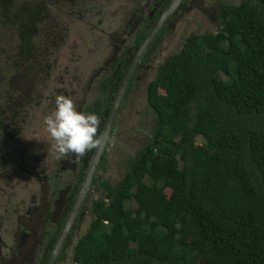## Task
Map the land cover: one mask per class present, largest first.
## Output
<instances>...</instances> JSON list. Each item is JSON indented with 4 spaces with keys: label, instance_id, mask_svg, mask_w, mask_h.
<instances>
[{
    "label": "trees",
    "instance_id": "1",
    "mask_svg": "<svg viewBox=\"0 0 264 264\" xmlns=\"http://www.w3.org/2000/svg\"><path fill=\"white\" fill-rule=\"evenodd\" d=\"M223 4L215 33L187 37L154 68L146 141L115 185L95 176L92 221L71 264H264V0ZM1 6L9 17L11 4ZM39 10L14 13L29 34L23 57ZM103 95L85 109L101 121L112 93Z\"/></svg>",
    "mask_w": 264,
    "mask_h": 264
},
{
    "label": "rangeland",
    "instance_id": "2",
    "mask_svg": "<svg viewBox=\"0 0 264 264\" xmlns=\"http://www.w3.org/2000/svg\"><path fill=\"white\" fill-rule=\"evenodd\" d=\"M240 1L193 0L188 14L189 24L184 27L179 25L177 34H168L155 49L151 69L140 72L142 77L135 81L127 99L121 104L111 138L102 154L100 175L109 185L118 182L125 161L146 141L151 121L143 115L146 108L145 88L157 63L171 52L178 51L188 35L216 32L215 13L213 10L211 12L216 3L237 5ZM98 2L102 0H71V5H64L60 10L56 7L55 0H0V145L7 146L2 161L9 153V161L12 163L6 168L2 161L0 163V188H3L4 183H9L21 193L18 182L21 184L27 180L20 178L25 177L20 168H31L34 172L41 173L42 177L46 176L50 182L47 171L51 168L48 163L52 159L54 161L55 156L51 150L53 141L46 131L44 119L52 113L50 110L54 111L56 108V90L61 95L65 91V96L77 94L76 97H70L79 102V109L91 105L100 96L98 85L102 77L109 73V65L102 64L110 56L109 41L104 34L110 35L118 24L114 21L115 18L110 19L108 15L86 19V11L92 6L94 11L106 12L105 9L101 10ZM141 2L146 7L153 0H125V11L130 13L134 5ZM2 3L11 4L9 10H6L9 17L4 18ZM121 4L120 0H110L108 6L106 3L103 6L114 9ZM31 5L40 10L34 32L30 34V54H24L25 57L28 56L25 59L19 47L29 34H26V23L22 16H15L14 13L23 6ZM143 15L144 12L139 14L138 19ZM79 16L82 19H78ZM99 18H102L101 22L98 21ZM32 56L39 59L32 60ZM98 69L102 70L98 72ZM195 146L198 149L204 147L200 139L195 140ZM42 160L48 165L39 163ZM61 175L67 179L70 173L65 169ZM54 182L53 180V186ZM96 199L97 194L93 193L92 201ZM133 207L132 203L125 204V208ZM103 224L106 225L107 222L104 221ZM87 226L88 224L84 228ZM81 231L83 226L79 233ZM74 242L75 240L71 241ZM70 257L71 251L68 250L64 264H71Z\"/></svg>",
    "mask_w": 264,
    "mask_h": 264
},
{
    "label": "flooded vegetation",
    "instance_id": "3",
    "mask_svg": "<svg viewBox=\"0 0 264 264\" xmlns=\"http://www.w3.org/2000/svg\"><path fill=\"white\" fill-rule=\"evenodd\" d=\"M120 1L122 4L118 5V7L114 9H109L106 6H103V3H106L108 6L110 0H102V2H98L101 10L105 9V13H102L101 11H94V6L90 7L89 11H86V19L108 15L110 19L115 18L116 20L114 19V21L118 24L110 35L104 34L109 41L110 56H108V59H106L105 63L103 61L102 64L104 66L105 64H107V66H110L113 63L115 64V69L111 75V79L108 80V84H110L111 88H108L107 85L106 87H102L104 84L103 82L106 81V78L110 75V68L109 73L102 77L98 85V87H101V89H98V93H104L105 96L110 93L113 95L119 79L131 61L137 46L170 2V0H153V2L150 3V6L146 7L143 2H141L140 4L134 5L133 9L129 13L126 12L124 8L125 0ZM192 1L193 0H184L179 5L178 10L174 11L171 17L167 19L166 24L162 27L154 43L140 60L128 87H131L132 89L135 81L142 77L140 72H148L151 69L150 64L153 62L155 55V50H152L151 48L155 44V48L161 45L164 38L168 34H177L179 29L177 27L179 25L184 27L189 24L187 20L190 19L188 14L193 6ZM222 5L224 4L216 3L215 6L211 8V12L213 10L215 13L214 27L219 24L218 12ZM142 12H144V15L138 19L139 14ZM77 18L82 19L81 16ZM100 19L102 20V18H99V22H101ZM211 20L214 21V18L211 17ZM150 22L151 25L149 29L145 31V26ZM143 31H145L144 36L138 43H135L136 37ZM191 35L192 34L187 37ZM123 67V72L115 83V76ZM101 70L102 69H98V72ZM104 74L105 73H103V75ZM127 91L128 88L126 92ZM55 93L61 95V93L57 90ZM63 94L65 95V91ZM104 95L101 101L104 100ZM70 96L76 97L77 94L71 93ZM76 105L77 110L84 113H86L85 109L89 106L88 105L79 109V102H76ZM50 112L53 111L50 110ZM6 148V145H3V147L0 145V163ZM91 153L92 151H89L83 157H78L75 154L69 153L60 159H56V157L54 161L52 159L48 163V167L51 169L47 171L50 182L47 181L46 176L42 177L40 175L41 173L34 172L31 168H20V172L25 174V177L20 176V178H24L28 181H24V183L21 184L18 182V188L21 193L15 189L13 184H3V188H0V264H45L58 233L68 220V216L72 213L73 199L89 163ZM101 161L102 157L99 160L97 172L91 181V190L90 192H87L82 200L75 217L71 222L66 239L56 257L54 264H64L67 257V251L70 250L72 254L76 241L82 238L89 229L90 222L92 221L91 202L93 199V193L96 195L92 186L95 176H97V174L100 175ZM39 163L45 166L46 162L42 160ZM2 164H4L5 168L12 165L9 161V153H7L3 159ZM65 169L70 173V176H68L69 178L67 179L61 175ZM53 180L55 181L54 186ZM48 186L49 190H47ZM7 189L9 192H7ZM87 224V228H84ZM81 226H83V231L79 233ZM72 240H75V242L71 243ZM61 253L65 254L64 260L58 259Z\"/></svg>",
    "mask_w": 264,
    "mask_h": 264
},
{
    "label": "water",
    "instance_id": "4",
    "mask_svg": "<svg viewBox=\"0 0 264 264\" xmlns=\"http://www.w3.org/2000/svg\"><path fill=\"white\" fill-rule=\"evenodd\" d=\"M184 0H170L167 4L163 12L158 16L155 22L152 24L148 32L145 34L139 45L137 46L131 61L127 65L123 74L121 75L119 82L113 92L112 98L110 100L109 106L106 110L105 117L101 122L100 129L98 130L100 134L104 136V143L98 149L92 150L91 157L89 163L86 167V170L83 174L81 182L78 186L77 192L73 199L72 203V213L68 216V220L65 225L62 227L60 232L58 233L56 240L54 241L50 253L45 261V264H54L56 261V257L60 252L63 243L68 234L69 228L71 226V222L75 217V214L84 199L87 192H90L91 181L97 172L98 163L102 156L103 150L107 145L109 139L111 138V131L114 125V121L116 119L118 110L125 96L128 85L131 81V78L134 74L135 69L140 63V60L144 56V54L150 49L155 39L157 38L159 32L162 27L166 24L167 19L171 17L172 13L178 10L179 5Z\"/></svg>",
    "mask_w": 264,
    "mask_h": 264
},
{
    "label": "clouds",
    "instance_id": "5",
    "mask_svg": "<svg viewBox=\"0 0 264 264\" xmlns=\"http://www.w3.org/2000/svg\"><path fill=\"white\" fill-rule=\"evenodd\" d=\"M55 105V110L45 117L44 124L53 141L51 150L56 159L69 153L83 157L87 152L100 148L104 136L98 131L101 120L96 113L78 111L74 99L65 95H57Z\"/></svg>",
    "mask_w": 264,
    "mask_h": 264
}]
</instances>
